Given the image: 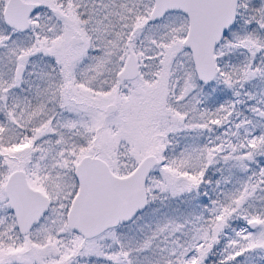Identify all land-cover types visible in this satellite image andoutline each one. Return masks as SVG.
Returning a JSON list of instances; mask_svg holds the SVG:
<instances>
[{"label":"snow or ice","instance_id":"obj_1","mask_svg":"<svg viewBox=\"0 0 264 264\" xmlns=\"http://www.w3.org/2000/svg\"><path fill=\"white\" fill-rule=\"evenodd\" d=\"M0 264H264V0H0Z\"/></svg>","mask_w":264,"mask_h":264}]
</instances>
